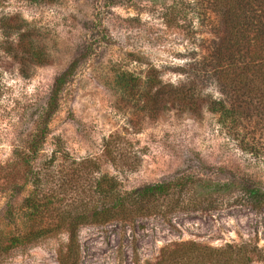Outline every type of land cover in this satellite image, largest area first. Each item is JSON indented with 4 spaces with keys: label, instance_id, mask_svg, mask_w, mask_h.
<instances>
[{
    "label": "rangeland",
    "instance_id": "1",
    "mask_svg": "<svg viewBox=\"0 0 264 264\" xmlns=\"http://www.w3.org/2000/svg\"><path fill=\"white\" fill-rule=\"evenodd\" d=\"M190 1L0 0V12L20 13L32 26L31 48L42 55L27 77L8 61L0 84V264H57L67 243L60 229L30 244L2 247L29 225L24 201L33 186L15 155L26 150L54 78L73 63L32 160L53 192L52 206L79 215L92 203L91 181L100 173L122 190L187 176L191 192L181 208L143 216L132 226L81 225L78 264H147L164 245L186 241L244 243L264 255V206L251 209L217 194L213 203L204 202L209 182L242 173L264 182V163L238 151L205 108L195 115L167 106L150 117L136 100L140 88L125 92L126 77L137 76L141 87L149 66L163 81L183 79L173 67L193 47ZM12 183L21 188L15 191Z\"/></svg>",
    "mask_w": 264,
    "mask_h": 264
},
{
    "label": "trees",
    "instance_id": "2",
    "mask_svg": "<svg viewBox=\"0 0 264 264\" xmlns=\"http://www.w3.org/2000/svg\"><path fill=\"white\" fill-rule=\"evenodd\" d=\"M189 5L196 21V29L189 35L193 47L181 55L182 63L173 67L183 79L177 83L163 81L161 71L149 66L141 87L137 76L126 77L125 92L134 95L140 88L136 100L150 117L167 106L195 115L205 108L238 151L264 163V0H191ZM33 36L32 26L20 13L0 12V84L8 61L14 62L18 73L25 77L31 65L42 61L38 49L31 48ZM74 64L54 78L44 114L26 150L15 155L16 163L24 168L26 183L33 186L24 201L29 225L2 243L9 250L66 230L67 243L57 254V264L79 263L77 231L81 225L118 222L132 226L143 216L165 215L181 208L184 195L191 193L187 176L185 180L179 177L122 190L113 177L100 173L91 181L92 203H87L79 215L60 213L52 206L53 192L45 175L35 172L32 160L46 137L47 122ZM207 184L204 202L213 203L214 196L222 195L223 200L240 202L251 209L264 206V182L251 175L242 173ZM9 186L15 191L21 188L17 183ZM188 202L192 210H197L193 200ZM254 260L264 262L261 249L255 245L226 243L212 247L186 241L164 245L156 260L147 264H250Z\"/></svg>",
    "mask_w": 264,
    "mask_h": 264
}]
</instances>
